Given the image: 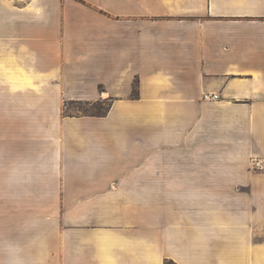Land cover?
Returning a JSON list of instances; mask_svg holds the SVG:
<instances>
[{
  "label": "crops",
  "instance_id": "1",
  "mask_svg": "<svg viewBox=\"0 0 264 264\" xmlns=\"http://www.w3.org/2000/svg\"><path fill=\"white\" fill-rule=\"evenodd\" d=\"M253 157L264 0H0V264H264Z\"/></svg>",
  "mask_w": 264,
  "mask_h": 264
},
{
  "label": "rangeland",
  "instance_id": "2",
  "mask_svg": "<svg viewBox=\"0 0 264 264\" xmlns=\"http://www.w3.org/2000/svg\"><path fill=\"white\" fill-rule=\"evenodd\" d=\"M107 101H79L71 102L67 107H65L64 113L69 115H101L105 113L108 108ZM252 167V165H251ZM253 168V167H252ZM169 264H172L169 262Z\"/></svg>",
  "mask_w": 264,
  "mask_h": 264
},
{
  "label": "built area",
  "instance_id": "3",
  "mask_svg": "<svg viewBox=\"0 0 264 264\" xmlns=\"http://www.w3.org/2000/svg\"><path fill=\"white\" fill-rule=\"evenodd\" d=\"M204 99H217L220 97L218 93H205ZM251 165L254 169H264V158L253 157L251 159Z\"/></svg>",
  "mask_w": 264,
  "mask_h": 264
},
{
  "label": "trees",
  "instance_id": "4",
  "mask_svg": "<svg viewBox=\"0 0 264 264\" xmlns=\"http://www.w3.org/2000/svg\"><path fill=\"white\" fill-rule=\"evenodd\" d=\"M108 109H109V106H108L107 110L105 111V113H103V114H101V115L106 114V113L108 112ZM169 262H170V261H167L166 264H169Z\"/></svg>",
  "mask_w": 264,
  "mask_h": 264
}]
</instances>
